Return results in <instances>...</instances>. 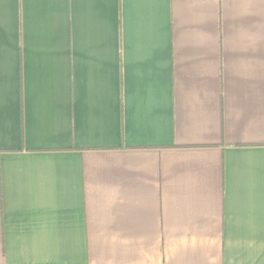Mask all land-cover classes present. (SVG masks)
I'll return each instance as SVG.
<instances>
[{"label":"crops","instance_id":"0c3cea01","mask_svg":"<svg viewBox=\"0 0 264 264\" xmlns=\"http://www.w3.org/2000/svg\"><path fill=\"white\" fill-rule=\"evenodd\" d=\"M0 264H264V0H0Z\"/></svg>","mask_w":264,"mask_h":264}]
</instances>
